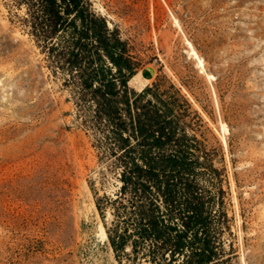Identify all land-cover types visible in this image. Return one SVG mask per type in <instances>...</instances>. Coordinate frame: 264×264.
<instances>
[{
  "label": "rangeland",
  "instance_id": "rangeland-1",
  "mask_svg": "<svg viewBox=\"0 0 264 264\" xmlns=\"http://www.w3.org/2000/svg\"><path fill=\"white\" fill-rule=\"evenodd\" d=\"M91 2L144 58L130 87L150 84L159 66L178 85L189 75L183 90L224 152L232 264H264V0ZM22 14L0 0V264H120L93 196L118 181L76 128Z\"/></svg>",
  "mask_w": 264,
  "mask_h": 264
},
{
  "label": "trees",
  "instance_id": "trees-1",
  "mask_svg": "<svg viewBox=\"0 0 264 264\" xmlns=\"http://www.w3.org/2000/svg\"><path fill=\"white\" fill-rule=\"evenodd\" d=\"M12 1L68 91L76 128L118 181L111 194L93 191L116 261L232 264L224 152L183 90L189 75L178 85L159 66L135 90L129 80L144 58L91 0Z\"/></svg>",
  "mask_w": 264,
  "mask_h": 264
},
{
  "label": "bare ground",
  "instance_id": "bare-ground-1",
  "mask_svg": "<svg viewBox=\"0 0 264 264\" xmlns=\"http://www.w3.org/2000/svg\"><path fill=\"white\" fill-rule=\"evenodd\" d=\"M192 52V54L194 55V57L198 60V65H200V67L203 65V62H202V60H201V58L200 57H198L197 56V54H196V52L195 51H191ZM145 79V78H144ZM103 234H104V236H105V233H104V231H103ZM106 237V236H105Z\"/></svg>",
  "mask_w": 264,
  "mask_h": 264
}]
</instances>
